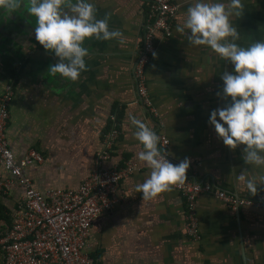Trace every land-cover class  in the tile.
Masks as SVG:
<instances>
[{"label": "crops", "instance_id": "1", "mask_svg": "<svg viewBox=\"0 0 264 264\" xmlns=\"http://www.w3.org/2000/svg\"><path fill=\"white\" fill-rule=\"evenodd\" d=\"M171 1L176 4L171 32L167 36L156 32L146 66L156 118L136 100L130 75L141 33V0H89L96 7L97 19L107 16L109 29L122 32L123 42L86 38L88 70L75 83L51 74L49 67L59 58L36 39L30 42L29 31L35 30L36 22L29 21L31 16L24 9L18 10L12 30L27 48L8 45L12 53L0 51V91L6 81L14 85L7 143L16 158L29 148L42 155L41 162L25 169L34 187L72 188L93 168L103 134L115 116L121 132L101 165L118 167L129 160L135 166L119 181L115 203L101 211L85 239V251L98 264H264V207L233 209L211 193L201 192L195 199L199 234L193 239L185 233L184 199L174 187L144 201L136 191L150 169L138 158L144 149L134 136L133 117L153 130L154 122L162 121L170 162L178 165L188 158L186 175L190 178L255 197L258 193L253 196L246 181L264 175V167L245 164V145L231 150L210 123L211 112L231 102L217 93H222L223 72L234 73V65L207 46L190 44L188 30L177 31L196 0ZM204 2L230 4V0ZM242 3V15L232 17L231 22L240 33L235 42L247 48L264 42V0ZM241 173L245 180H240ZM263 188L264 184L259 185L258 192ZM17 195L19 189L14 186L1 199L11 209Z\"/></svg>", "mask_w": 264, "mask_h": 264}, {"label": "built area", "instance_id": "2", "mask_svg": "<svg viewBox=\"0 0 264 264\" xmlns=\"http://www.w3.org/2000/svg\"><path fill=\"white\" fill-rule=\"evenodd\" d=\"M142 19L140 41L135 48L130 75L136 100L151 117L156 110L146 84V66L156 43V32L167 36L176 4L171 0H141ZM14 94L12 81H6L0 91V195L14 186L19 189L11 209V224L0 235V264H98L84 249L90 228L102 210L116 201L119 181L134 169L126 160L118 167H103L101 161L110 156L121 130L111 116V127L103 134V146L95 155L93 168L76 187H34L26 174V167L43 160L34 148L16 158L6 139L9 105ZM160 137L158 144L170 161L169 139L162 131V121L154 122ZM184 199V230L196 239L199 234L195 199L201 192H209L233 209L240 206L264 207V188L255 197L241 195L235 190L217 187L208 181L187 176L183 184L174 186Z\"/></svg>", "mask_w": 264, "mask_h": 264}, {"label": "clouds", "instance_id": "3", "mask_svg": "<svg viewBox=\"0 0 264 264\" xmlns=\"http://www.w3.org/2000/svg\"><path fill=\"white\" fill-rule=\"evenodd\" d=\"M22 5L36 19V40L59 58L49 67L53 76L60 74L75 83L81 73L88 70L85 57L89 52L83 46L86 38L123 42L122 32L109 29L107 16L97 19L96 7L89 0H0V8L9 13ZM243 11L242 0H230L227 6L196 0L188 7L186 19L177 26V31L184 34L188 30L190 44L207 46L234 65V73L223 72L222 93H217L225 100L230 97L231 102L213 110L210 123L231 150L246 146L243 149L245 164L264 167V42L257 41L247 48L235 42L240 39V33L231 18L240 17ZM131 123L137 129L134 136L144 149L138 153V158L150 169L145 181L136 185V191L143 194V201L155 199L183 184L190 160L185 158L178 165L171 163L158 147L160 137L157 133L135 117ZM240 180H245L243 173ZM262 184L264 175L246 181L253 196Z\"/></svg>", "mask_w": 264, "mask_h": 264}, {"label": "water", "instance_id": "4", "mask_svg": "<svg viewBox=\"0 0 264 264\" xmlns=\"http://www.w3.org/2000/svg\"><path fill=\"white\" fill-rule=\"evenodd\" d=\"M22 9H24L27 13H28V10H27V7H25V6H23L22 5V7L19 9V10H22ZM18 11V10H17ZM17 11H15V12H11V13H9L8 11H6L5 9H3V8H0V48L1 47H3V46H10V45H15V46H17L18 47V49H20V47H22V49H24V48H27V47H23V43L22 42H20L18 39H17V37H18V35H17V33H16V30L15 31H12V32H7V30H8V27H11V23H8V21L9 20H12V21H17V16H16V14H17ZM29 14V13H28ZM30 15V14H29ZM31 16V15H30ZM29 21L30 22H36V19H35V17H32L31 16V19H29ZM4 27H6V28H4ZM6 29V30H5ZM32 33H30V36H29V39H30V37L32 36L33 37V42L35 41V32L34 31H31ZM22 34L24 35V37H25V34H24V32H23V30H22ZM12 36H14V38L12 37ZM11 38H13V39H15V42H13V41H10V42H8L7 40L8 39H11ZM17 39V40H16ZM7 41V42H6Z\"/></svg>", "mask_w": 264, "mask_h": 264}, {"label": "trees", "instance_id": "5", "mask_svg": "<svg viewBox=\"0 0 264 264\" xmlns=\"http://www.w3.org/2000/svg\"><path fill=\"white\" fill-rule=\"evenodd\" d=\"M140 41V39H139ZM4 195H0V235L2 234L3 230L5 229V226H8L11 224V209L7 206L5 201L1 199V197Z\"/></svg>", "mask_w": 264, "mask_h": 264}, {"label": "rangeland", "instance_id": "6", "mask_svg": "<svg viewBox=\"0 0 264 264\" xmlns=\"http://www.w3.org/2000/svg\"><path fill=\"white\" fill-rule=\"evenodd\" d=\"M8 23H11L12 25H15V27L17 26V24H16L14 21H12V20H9ZM12 25H11V27H8L7 32H9V31L12 32V31H13V30H12V29H13V26H12ZM4 28H6V27H4ZM5 30H6V29H5ZM23 32L26 33L25 30H23ZM29 32L31 33V31H29ZM20 33H21V32H20ZM21 36L24 38V35H23V34H22ZM12 37L14 38V36H12ZM13 38H11L10 41L15 42V39H13ZM17 39H18V40H21L20 37H17ZM17 39H16V40H17ZM30 40H31L30 42H33V37H32V36L30 37ZM23 44H24V43H23ZM0 51H3V52H5V51H9V52L12 53L13 50H12V49L7 50V49H6V46H3V47L0 48Z\"/></svg>", "mask_w": 264, "mask_h": 264}]
</instances>
